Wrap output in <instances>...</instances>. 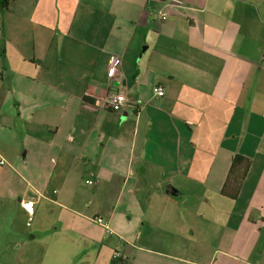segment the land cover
<instances>
[{"label": "crops", "instance_id": "1", "mask_svg": "<svg viewBox=\"0 0 264 264\" xmlns=\"http://www.w3.org/2000/svg\"><path fill=\"white\" fill-rule=\"evenodd\" d=\"M0 159V264H264V0H10Z\"/></svg>", "mask_w": 264, "mask_h": 264}, {"label": "trees", "instance_id": "2", "mask_svg": "<svg viewBox=\"0 0 264 264\" xmlns=\"http://www.w3.org/2000/svg\"><path fill=\"white\" fill-rule=\"evenodd\" d=\"M10 0H0V10H5ZM249 166V158L239 153H234L230 160L225 178L219 188L220 195L229 199L237 196L241 182Z\"/></svg>", "mask_w": 264, "mask_h": 264}, {"label": "built area", "instance_id": "3", "mask_svg": "<svg viewBox=\"0 0 264 264\" xmlns=\"http://www.w3.org/2000/svg\"><path fill=\"white\" fill-rule=\"evenodd\" d=\"M159 18L160 19H164L165 18V13H159ZM113 70H114V63L109 60L106 64V73L107 75L111 76L113 74ZM153 91L155 92V94L157 96H161L163 94V90L161 88V86H154L153 87ZM123 102V96L121 94H115L113 96H111L108 100H107V108H109L112 111H118L121 107V104ZM3 163V160L0 159V164ZM85 182H89V180H85ZM19 206L25 211L26 214L31 215L33 212V205H32V201L29 199H25V200H20L19 201ZM94 221L96 223H99L101 225H103L104 227L107 228L106 223L100 218V217H95Z\"/></svg>", "mask_w": 264, "mask_h": 264}, {"label": "rangeland", "instance_id": "4", "mask_svg": "<svg viewBox=\"0 0 264 264\" xmlns=\"http://www.w3.org/2000/svg\"><path fill=\"white\" fill-rule=\"evenodd\" d=\"M107 108V107H106ZM110 110V109H109Z\"/></svg>", "mask_w": 264, "mask_h": 264}]
</instances>
